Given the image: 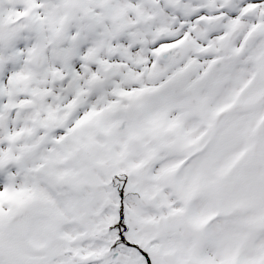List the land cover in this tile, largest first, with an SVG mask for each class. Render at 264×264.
<instances>
[{
  "label": "snow or ice",
  "instance_id": "snow-or-ice-1",
  "mask_svg": "<svg viewBox=\"0 0 264 264\" xmlns=\"http://www.w3.org/2000/svg\"><path fill=\"white\" fill-rule=\"evenodd\" d=\"M0 264H264V0H0Z\"/></svg>",
  "mask_w": 264,
  "mask_h": 264
}]
</instances>
